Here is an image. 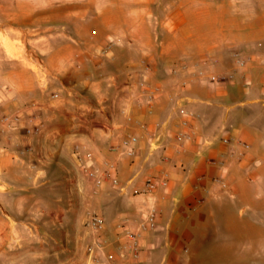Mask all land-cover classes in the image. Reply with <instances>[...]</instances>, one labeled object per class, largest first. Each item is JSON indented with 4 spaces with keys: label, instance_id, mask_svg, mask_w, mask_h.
Segmentation results:
<instances>
[{
    "label": "crops",
    "instance_id": "crops-1",
    "mask_svg": "<svg viewBox=\"0 0 264 264\" xmlns=\"http://www.w3.org/2000/svg\"><path fill=\"white\" fill-rule=\"evenodd\" d=\"M208 4L206 30L199 28L203 14L197 6L187 9L181 1L173 25L161 20L152 37L151 13L145 9L97 13L92 3L85 14L86 27L111 19L112 30L127 32L119 44L133 48L140 46L142 30V48H148L157 66L201 41L199 63L216 68L206 75H197L192 67L180 68L177 75L160 73L157 67L150 72L145 62L137 67L138 61L128 62L116 75L77 79L0 75V113L38 112L42 122L34 136H26L22 125L0 129L5 144L0 146V264H87L93 258L100 264H190L189 243L205 245L217 233L221 236L229 216L242 217L244 177L258 175L263 165L255 144L264 127V4ZM73 29L83 31L81 23ZM99 31L93 30L97 38ZM154 86L159 90L148 99ZM181 108L198 117H190L195 137L177 152ZM129 135L137 137L134 155L111 150ZM224 136L229 143L222 142ZM80 144L87 146L81 154L88 167L113 164L110 177L98 186L72 166L73 147ZM28 147L45 157L35 168ZM163 172L167 184L144 192L146 177ZM151 206L157 210L155 227L140 230ZM90 209L103 219L97 230L87 224ZM255 220L264 224V216ZM125 231L136 234V254L125 247ZM258 246L264 254V243Z\"/></svg>",
    "mask_w": 264,
    "mask_h": 264
},
{
    "label": "rangeland",
    "instance_id": "rangeland-1",
    "mask_svg": "<svg viewBox=\"0 0 264 264\" xmlns=\"http://www.w3.org/2000/svg\"><path fill=\"white\" fill-rule=\"evenodd\" d=\"M181 1L187 9L197 6L203 14L199 18V28L203 30H206L208 3L213 2L216 8L242 7V0H0V75H71L73 79L81 75H116L130 61H138L140 68L145 62V69L149 68L150 72L157 67L160 73L177 75L180 68L192 67L197 75H206L216 68L213 64L199 63L203 60L202 57L199 60L197 49L201 41L186 47L176 59L172 57L171 61L157 66L149 59L148 48H142L146 44L142 30L137 35L140 46L133 48L119 44L126 39L127 32L112 30L115 24L111 19H97L86 27L89 4H95L97 13L110 9L111 14L134 7L151 13L152 37L158 35L154 31L161 20L173 25L174 10ZM261 2L264 4V0ZM79 23L83 31L75 32L73 27ZM96 26L100 30L98 38L93 32ZM231 103V100L224 101V104ZM13 112H2L0 116ZM258 133L255 146L263 165L258 175L244 177L248 181L242 183V217L229 216L220 227L221 236L217 233L205 245L195 240L189 243L190 264H264V254L258 248L264 243V224L255 222L256 216H264V127ZM0 146L5 144L0 142Z\"/></svg>",
    "mask_w": 264,
    "mask_h": 264
},
{
    "label": "built area",
    "instance_id": "built-area-1",
    "mask_svg": "<svg viewBox=\"0 0 264 264\" xmlns=\"http://www.w3.org/2000/svg\"><path fill=\"white\" fill-rule=\"evenodd\" d=\"M236 55V54H235ZM248 59H238L239 65H244ZM159 90V87L154 86L149 89L146 93L148 99L153 98L154 94ZM57 93H53L52 97H57ZM180 113L182 118L180 120V128L177 130L175 134V142H176V150L180 152L183 150L184 145L187 141L195 137L196 131L193 128V125L190 121V117H198V114L191 113L186 108H181ZM0 124L2 127L8 128H17L19 125H22L23 132L26 136H34L38 134L42 127L41 122V114L38 112H29L26 115L22 114L20 110L13 112L12 114H4L0 116ZM223 143H229L230 138L227 136L222 137ZM137 142V137L135 135H129L123 137L119 143L112 145L111 150L115 151L118 155H128L132 156L135 154V144ZM244 149L248 147V144L241 142ZM87 148L86 144L75 145L73 147V155L75 158V165L72 166L80 171H82L87 177L91 178L94 186H98L104 179L110 177L109 170L113 168V164L106 162L102 168H90L84 163V157L81 154V150H85ZM27 151L34 155V162L31 164L32 168L37 167L42 164L45 160V157L37 154L33 151L32 147H28ZM222 165V162H219ZM215 182L219 183L222 187L226 186V182L221 178H215ZM112 182L117 184V179L113 178ZM167 184L166 173H161L160 175H149L145 179V188L144 192L152 193L158 186H165ZM156 214L157 210L155 206H151L146 213L144 219L139 223V229H152L156 224ZM87 224L90 228L97 230L103 224L102 217L96 213L94 210L88 211V219ZM125 237L127 238V242L125 243V247L133 252L137 253L135 246V237L136 234L133 232L125 231ZM87 264H100L97 258L91 259ZM110 264H128L126 262H111Z\"/></svg>",
    "mask_w": 264,
    "mask_h": 264
}]
</instances>
